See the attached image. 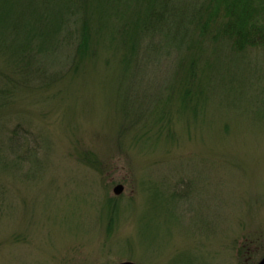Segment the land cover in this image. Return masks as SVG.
Returning a JSON list of instances; mask_svg holds the SVG:
<instances>
[{
	"label": "rangeland",
	"instance_id": "374dc122",
	"mask_svg": "<svg viewBox=\"0 0 264 264\" xmlns=\"http://www.w3.org/2000/svg\"><path fill=\"white\" fill-rule=\"evenodd\" d=\"M200 45L185 106L196 43L182 57L156 45L129 70L102 46L85 70L0 108L23 136L12 152L0 133V264H258L264 49Z\"/></svg>",
	"mask_w": 264,
	"mask_h": 264
},
{
	"label": "trees",
	"instance_id": "16d2710c",
	"mask_svg": "<svg viewBox=\"0 0 264 264\" xmlns=\"http://www.w3.org/2000/svg\"><path fill=\"white\" fill-rule=\"evenodd\" d=\"M192 43L197 55L183 79V106L204 72L200 44L264 49V0H0V108L20 88L51 90L85 70L103 59L102 46L120 52L116 59L129 70L147 63L156 45L182 57ZM1 132L12 152L21 147L19 125L0 117Z\"/></svg>",
	"mask_w": 264,
	"mask_h": 264
},
{
	"label": "water",
	"instance_id": "95a60500",
	"mask_svg": "<svg viewBox=\"0 0 264 264\" xmlns=\"http://www.w3.org/2000/svg\"><path fill=\"white\" fill-rule=\"evenodd\" d=\"M123 190H124L123 184H118L114 187V192L116 194H120ZM117 264H138V263L135 261H132V260H125V261H121ZM258 264H264V256L261 258V260L258 262Z\"/></svg>",
	"mask_w": 264,
	"mask_h": 264
}]
</instances>
